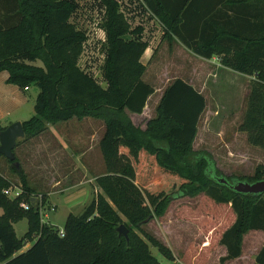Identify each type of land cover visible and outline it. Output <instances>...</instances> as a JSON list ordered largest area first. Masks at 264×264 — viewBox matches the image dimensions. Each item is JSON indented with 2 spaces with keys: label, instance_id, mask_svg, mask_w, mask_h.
Here are the masks:
<instances>
[{
  "label": "trees",
  "instance_id": "1",
  "mask_svg": "<svg viewBox=\"0 0 264 264\" xmlns=\"http://www.w3.org/2000/svg\"><path fill=\"white\" fill-rule=\"evenodd\" d=\"M142 1L164 25V38L177 37L194 53L209 59L219 56L224 66L255 76L240 130L250 144L264 149V0ZM102 3L105 58L101 72L107 88L79 65L87 36L71 22L78 8L75 0H0V72L7 71V82L21 90L40 88L33 116L22 122L25 137L21 140L39 136L49 124L73 118L92 117L107 125L101 141L107 174L96 179L102 193L80 214L67 216L64 235L60 228L42 221L47 195L36 193L16 154L19 168L8 159L19 184L0 173L4 211L0 262L163 264L149 243L168 260L174 258L168 246L150 235L145 240L130 229L129 240L119 236L117 228L123 219L106 196L131 225H138L150 214L146 198L154 214L161 215L174 199L204 195L219 208H231L234 215L220 235L219 242L226 248L221 261L240 258L244 236L252 230L264 233V193L238 192L233 185L264 179V165H258L253 176H225L215 168L209 151L195 149L207 99L182 78L165 88L157 114L146 127L136 125L130 113L142 114L156 91L143 79L142 56L149 42L143 26L132 27L117 0ZM38 60L42 65L35 64ZM4 128L0 126V131ZM11 187H20V195H6L4 191ZM33 196L41 199L32 203ZM22 219L28 221V230L18 237L14 224ZM28 242L32 246L20 252ZM254 264H264V243Z\"/></svg>",
  "mask_w": 264,
  "mask_h": 264
},
{
  "label": "rangeland",
  "instance_id": "2",
  "mask_svg": "<svg viewBox=\"0 0 264 264\" xmlns=\"http://www.w3.org/2000/svg\"><path fill=\"white\" fill-rule=\"evenodd\" d=\"M75 1L78 8L72 15L71 22L83 30L87 36L79 65L99 78L105 58V32L101 27L105 7L102 0ZM117 1L132 27L143 26L144 37L152 47L143 57L146 64L143 79L155 88L157 97L176 78L191 82L200 90L202 87L205 88L204 94L207 97L208 108L199 126L194 143L195 149L209 151L213 155L215 168H219L225 176H253L257 166L264 165V149L250 144L246 132L240 130L247 108L249 78L227 69L220 71L218 68L213 74H210L212 72L210 70L214 69V64L211 65L206 60L192 54L180 43L170 42L168 38H163L160 22L145 7L142 0ZM35 64L42 65V62L38 60ZM39 92L38 86H32L24 93L26 100L22 106V112L20 111L21 116L30 118ZM155 101L156 96L149 101L148 107L142 114L134 116L137 125L142 127L149 119L156 116ZM83 120L103 122L92 117H85ZM96 122L84 123L82 120L73 118L57 123L61 128L60 132L66 139L65 150L60 149L56 139L49 137L50 134L47 133L39 141L41 145L37 146L38 149L34 148V151H31L32 157L28 162H25L26 159L23 160L21 154V144L26 140L20 139L15 148V154L23 162V165L25 164L24 168L29 182L35 187V190L59 191L65 188L64 182L73 184L85 180V175H87L86 179H91L104 172L107 174L104 158L97 141V138L104 134V129L97 130L101 125ZM49 125L47 131L52 126ZM95 134L96 137L92 138ZM79 149L86 153L82 162L85 163L86 159H92L95 156L93 159L97 158L98 160L99 158L101 169H91L81 174L80 169L77 168L78 163L75 162L76 151H80ZM48 154H51L52 163H55L57 168V170L50 169V174L48 169L42 168L50 162ZM10 167L8 159L5 156H0V173L19 184L18 177L11 172ZM53 175L62 180V184L51 189L49 179ZM155 180H160V177H155ZM91 185L94 189L99 187L95 180ZM15 191L16 188L11 187V194ZM97 196L95 192V197ZM106 198L114 210L120 213L123 219L120 225L124 224L128 229V239L124 235L119 236H124L129 240L131 229L145 240H148V235H150L171 249L174 258L168 260L157 247L149 243L151 251L163 264H252L264 243V233L260 230H252L244 236L242 256L235 260L222 262L221 258L226 255V248L220 244L219 239L221 233L234 220L231 208H219L210 203V200L204 195H198L174 199L163 214L157 215L154 214L151 202L146 198L145 202L150 214L143 218L140 224L131 225L129 218L122 213L120 208L113 204L107 196ZM54 202L59 204V208L49 212V209L51 210L53 207L52 204H47L48 208L45 206L42 211V221L45 220L61 229L64 227L68 211L59 196H54ZM77 210L74 209V212ZM48 213L49 218L46 217ZM24 223H27L26 219L16 228L19 236L23 234Z\"/></svg>",
  "mask_w": 264,
  "mask_h": 264
},
{
  "label": "crops",
  "instance_id": "3",
  "mask_svg": "<svg viewBox=\"0 0 264 264\" xmlns=\"http://www.w3.org/2000/svg\"><path fill=\"white\" fill-rule=\"evenodd\" d=\"M155 19L158 20V18H156V17H155ZM160 24L162 26L161 28L163 29L162 30L163 31L162 33H163V38H164L165 28H164V25L161 22H160ZM144 39H145V37H144ZM169 41L170 42L172 41V42L180 43L183 46V48H185L186 50L192 52V54L196 55L197 57H199V58H201L203 60H206L211 65L214 64V69H211L210 70V71H212L210 74H213L214 71H216V68H218V69H220V71H222L224 69H227V70H231L232 72H235L237 74H240L242 76H247L246 78H249L248 79V82H249L248 85L249 86L247 88V95H248L249 90H250V83H251V81L253 79H255V76H250V75L242 74V73H239L237 71H234V70H232V69L224 66L221 63V60H220V57L219 56H213L210 59L209 58L202 57V56L194 53L188 47H186L177 37H172L171 39H169ZM151 48L152 47L150 46V43H149V46H148L146 52H148ZM145 53L142 56V62L143 63H144L143 57L145 56ZM211 67H213V66H211ZM208 72H209V70H208ZM8 77H9V73L7 71L0 72V126H2V127H7L8 125H10L11 123H13L15 121H21V122H23V121H26V120L29 119V118H27L29 116H21L22 115L21 114V112H22L21 109H22V106L25 104L24 102L26 100V97H25L24 93H26L29 89L21 90L18 86L14 85V84L8 83L7 82ZM94 77L100 82V84L104 88H107L108 84L105 81V79L103 78L102 72L100 73V77H99L100 79L98 77H96V76H94ZM188 83H190L196 89H198L196 87V85H194L193 83H191V82H188ZM204 89L205 88L202 87L201 90L200 89H198V90L206 97V95L204 94ZM164 91H165V89L160 93V95L158 97H157V94H156L157 91H155L154 94H152L149 97L148 102H147V105H146V107L144 109H146L148 107L149 101L153 97L156 96V101H155V107L156 108L155 109L157 110L158 104L161 101V98L163 96ZM206 99H207V97H206ZM207 108H208V103H207ZM246 110H247V108H246ZM32 111L34 113L35 110H32ZM206 112H207V109H206L205 113L203 114V116L206 114ZM33 113L31 114L30 118L33 116ZM137 115H140V114L130 113V117L132 118L133 121H134V116H137ZM203 116H202V118H203ZM82 122H84V123L85 122H90L91 123V122H96V121H94V120L85 121V120L82 119ZM96 123L99 124V125H101L100 127L97 128V130H101L102 128L104 129V134L102 135V137L99 136L97 138V141L99 142V146H100V149H101L103 158H104L105 168H106V171H107L105 156H104V153H103L102 148H101V141H102V139H103V137H104V135L106 133L107 125H106L105 121H103V122H96ZM134 123H135V121H134ZM51 125L52 126L50 127V129L48 131L46 130L45 132H43L39 136H36L34 138H31L28 141L22 142V144H21V148H22L21 154H22V156L24 158L23 160L26 159L25 162H28V161L31 160V157H32L31 156L32 155V152L31 151L34 148H35V150L38 149L37 146L38 145H41V144H39V141L42 140V137L45 134H47V133L50 134L49 137L56 139L57 143L60 146V149L65 150V148H66V144H65L66 139H64L63 133L60 132L61 131L60 130L61 129L60 126L57 125V124H51ZM49 126L50 125H48V128H49ZM145 127H146V125H143L142 126V128H145ZM93 128H95V127H93ZM95 137H96V134L92 138H95ZM79 150L80 151H76L77 154H76V157H75V162L78 163V167L77 168H78V170L80 169V171H81L80 173L81 174L84 173V171H90L91 169H101L102 166H100L99 158H98V160H97V158L93 159L95 156H93L92 159L91 158L88 159V160L86 159L85 163L82 162V159L84 160V157L83 156H85L86 153L82 149H79ZM79 155H81V156H79ZM48 156H50V157H48L50 159V162H48V164H45L42 168L48 169L47 171L50 174V172H51L50 169H54V170L56 169L57 170V168L55 166V163H52L53 162V159L51 157V154H48ZM20 162H21V165L24 167L25 164L23 165V162L22 161H20ZM79 166H80V168H79ZM105 174H106V172L102 173L101 175H105ZM101 175H97L96 177H94V178L92 177L91 179H86V176L87 175H85L84 176L85 177V180H80V181H78V183L71 184L70 182L69 183L64 182V187L65 188L64 189H61L59 191H53L52 190V191L47 192V191L36 190V193L39 194V195H42V194H46L47 195V201H48L47 203H48V205L52 204V207H53V208H51V210L49 209V212L56 211L59 208V204L54 202V196H59L60 201L65 206V208H67V211H68L67 212V215H69L70 213L80 214L83 211L84 207L86 205H88L93 200V198H95V192H96V196H97V194H99L100 192H102L99 187H95V189H94L93 186L91 185L94 182V180L96 181V179L98 178V176H101ZM49 184H51V189L52 188L54 189V188L59 187L62 184V180H59L58 178H56L53 175L52 178L49 179ZM85 185H88V186H85ZM32 187L35 188L34 186H32ZM36 197H38V200L41 199V197H39V196H36ZM48 205H46L45 208H48ZM74 209H78V210L76 212H74ZM3 212H4L3 211V208L0 207V215H2ZM46 217L49 218V213L46 215ZM21 222H24V219H22V220H20V221H18L17 223L14 224V228H15L16 234H17L16 228H17V226L19 224H21ZM43 222H46V221L43 220ZM24 224L25 225H24V229H23V232H22L23 233L22 236L28 230V221H27V223H24ZM61 229H63V228H61ZM22 236H19L18 235V237H22ZM32 244H33V242H28L24 246V248L22 250H20V252H23V251H26L27 249H29L32 246ZM254 262H255V258H254V261H253L252 264H254ZM0 264H2V263L0 262Z\"/></svg>",
  "mask_w": 264,
  "mask_h": 264
},
{
  "label": "water",
  "instance_id": "4",
  "mask_svg": "<svg viewBox=\"0 0 264 264\" xmlns=\"http://www.w3.org/2000/svg\"><path fill=\"white\" fill-rule=\"evenodd\" d=\"M25 137V130L21 121H15L0 131V155L13 161L14 166L20 167V163L15 160L14 149L18 141ZM223 181H225L223 179ZM233 188L242 193L263 194L264 193V179L255 182L240 181L233 185ZM38 201V197L33 196L31 202ZM119 235H124L128 239V229L124 224L118 227Z\"/></svg>",
  "mask_w": 264,
  "mask_h": 264
},
{
  "label": "built area",
  "instance_id": "5",
  "mask_svg": "<svg viewBox=\"0 0 264 264\" xmlns=\"http://www.w3.org/2000/svg\"><path fill=\"white\" fill-rule=\"evenodd\" d=\"M26 89H28V88H26ZM15 188H16V191H15V193H13V194H11V192H10V189H11V188L6 189V190L4 191V193H5L6 195H9V196L15 198V197L19 196L20 193H21V189H20V187H15ZM22 206H23L25 209H28V208H29V204L24 203V202L22 203ZM42 211H43V210H42ZM60 234H61V235H64L63 229L60 230Z\"/></svg>",
  "mask_w": 264,
  "mask_h": 264
}]
</instances>
